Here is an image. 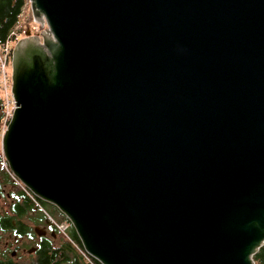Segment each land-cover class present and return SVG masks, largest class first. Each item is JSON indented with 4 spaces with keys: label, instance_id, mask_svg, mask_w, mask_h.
Masks as SVG:
<instances>
[{
    "label": "water",
    "instance_id": "obj_1",
    "mask_svg": "<svg viewBox=\"0 0 264 264\" xmlns=\"http://www.w3.org/2000/svg\"><path fill=\"white\" fill-rule=\"evenodd\" d=\"M11 173L99 264H256L264 0H28Z\"/></svg>",
    "mask_w": 264,
    "mask_h": 264
},
{
    "label": "flooded vegetation",
    "instance_id": "obj_2",
    "mask_svg": "<svg viewBox=\"0 0 264 264\" xmlns=\"http://www.w3.org/2000/svg\"><path fill=\"white\" fill-rule=\"evenodd\" d=\"M2 113L0 91V264H92L71 242L70 222L67 235L57 229L59 210L43 201L33 204L15 183L2 151Z\"/></svg>",
    "mask_w": 264,
    "mask_h": 264
},
{
    "label": "built area",
    "instance_id": "obj_3",
    "mask_svg": "<svg viewBox=\"0 0 264 264\" xmlns=\"http://www.w3.org/2000/svg\"><path fill=\"white\" fill-rule=\"evenodd\" d=\"M29 1L26 0L25 6L22 10L20 19L24 14V9ZM24 24L20 21L5 37L4 40L0 38V91L2 94L3 117L1 122L2 134L6 131L8 123L10 122L13 112L15 110V101L11 92V76L9 75V65L12 55L14 43L18 40L20 31L23 30ZM5 162V161H4ZM11 172V171H10ZM15 183L22 190L25 196L31 200L35 205L40 204V201L13 175ZM57 229L64 235H67V222L59 221L56 223ZM82 256L93 264V259L88 256L83 248L79 247L75 242L71 241Z\"/></svg>",
    "mask_w": 264,
    "mask_h": 264
},
{
    "label": "trees",
    "instance_id": "obj_4",
    "mask_svg": "<svg viewBox=\"0 0 264 264\" xmlns=\"http://www.w3.org/2000/svg\"><path fill=\"white\" fill-rule=\"evenodd\" d=\"M25 3L26 0H0V38L2 40L20 22V16ZM61 216L62 221L66 222V218L63 215ZM70 235L75 243L82 248L81 242L74 230H72ZM253 259L256 264H264V246L259 249Z\"/></svg>",
    "mask_w": 264,
    "mask_h": 264
},
{
    "label": "rangeland",
    "instance_id": "obj_5",
    "mask_svg": "<svg viewBox=\"0 0 264 264\" xmlns=\"http://www.w3.org/2000/svg\"><path fill=\"white\" fill-rule=\"evenodd\" d=\"M20 21L22 22V24H24V27H23V30L21 31L19 40L26 36L27 30H29L33 34H38V32H42L47 28L46 23H44L43 25H39L38 23L34 21L29 3L24 9V14H23L22 19H20ZM16 42L14 43L13 47H15ZM8 71H9V75L11 76L12 74L11 63L9 65ZM60 221H62V219Z\"/></svg>",
    "mask_w": 264,
    "mask_h": 264
},
{
    "label": "bare ground",
    "instance_id": "obj_6",
    "mask_svg": "<svg viewBox=\"0 0 264 264\" xmlns=\"http://www.w3.org/2000/svg\"><path fill=\"white\" fill-rule=\"evenodd\" d=\"M4 154V153H3Z\"/></svg>",
    "mask_w": 264,
    "mask_h": 264
}]
</instances>
